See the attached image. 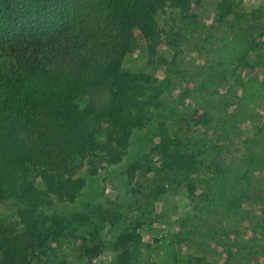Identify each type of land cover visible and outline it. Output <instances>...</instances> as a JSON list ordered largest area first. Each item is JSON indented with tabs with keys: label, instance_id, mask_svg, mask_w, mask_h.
I'll use <instances>...</instances> for the list:
<instances>
[{
	"label": "trees",
	"instance_id": "16d2710c",
	"mask_svg": "<svg viewBox=\"0 0 264 264\" xmlns=\"http://www.w3.org/2000/svg\"><path fill=\"white\" fill-rule=\"evenodd\" d=\"M202 3L0 0V203L14 210L13 219L0 216V264H65L66 247L89 262L110 247L117 264H135L144 245L139 230L161 200L179 191L193 216L181 225L198 219L201 240L225 255L219 264L234 254L264 264V115L238 140L264 97V1L251 10L231 0L218 4L216 20L227 24L231 39L223 40L217 66L237 90L226 89L231 98L221 111L214 106L213 116L191 106L186 132L161 131L146 153L156 162L142 155L127 164L125 208L57 207L75 203L87 178L123 163L135 134L160 117L170 80L126 68V57L142 52L149 66L166 70L164 53L176 57L189 43L199 29L194 8ZM138 173L152 176L147 186H133ZM246 204L257 209L244 214L248 237L234 250ZM173 264L218 263L191 254L173 256Z\"/></svg>",
	"mask_w": 264,
	"mask_h": 264
},
{
	"label": "rangeland",
	"instance_id": "374dc122",
	"mask_svg": "<svg viewBox=\"0 0 264 264\" xmlns=\"http://www.w3.org/2000/svg\"><path fill=\"white\" fill-rule=\"evenodd\" d=\"M236 9L251 10L260 5L264 0H231ZM221 0H203L199 7L194 8L197 15V26L199 29L192 34L188 44L181 46V52L172 58V52L166 51L164 56L170 63L164 68L153 69L147 64L145 55L142 52L134 53L126 57L124 66L136 72L154 74L164 80H170L167 91L163 99V109L160 117L154 118L152 123L142 131L135 134L128 155L115 167H108L99 172L98 176L87 178L88 186L82 195L73 204L57 206L59 210L72 211L83 210L86 206L99 205L105 209L114 210L116 205L127 206L130 202L129 193L125 190L123 172L127 164L132 160L141 157L143 162L149 160L157 161L154 155L146 154L150 145L158 140L161 131L168 134L181 129L186 132L185 120L188 118L187 110L193 105L199 107L209 116H213V107L220 111L224 101H229L231 92L237 90L231 81L221 80L223 70L217 66V62L223 61L221 56L225 48L224 41L231 39L230 29L227 24L219 23L216 20V10ZM208 36V39L205 37ZM224 40V41H223ZM222 52V54H220ZM207 58V59H206ZM212 68L215 70L213 71ZM260 71V70H259ZM261 72V71H260ZM238 74L243 80H248L249 73L239 69ZM263 77V73H260ZM232 90L226 91L227 88ZM264 96V94H263ZM261 106L256 115L249 116L253 121H247L241 128V136L238 140L247 138L249 131L253 128V123H259L260 117L264 115V97L260 100ZM186 118V119H185ZM231 119L228 123L232 124ZM213 123H217L213 119ZM188 133V132H187ZM199 135V133H197ZM195 136V134H192ZM237 141L234 140V142ZM233 147V146H232ZM232 147L228 150L233 152ZM155 161V162H156ZM151 175H136L133 186H147L151 180ZM264 180V175L262 176ZM191 203L182 192L169 193L164 200L156 205L155 212L151 215V220L145 223L139 230L141 245L139 254L135 257V264H144L146 261H155L159 264H173V256L184 260L189 255L205 256L208 260L220 263L225 259V255L217 250L215 242L211 240H201L200 225L198 219H190L184 227L181 221L185 217H193L189 212ZM257 209L252 204H246L244 212L238 218V230L233 237L234 250L242 247L246 242L248 233L242 221L245 213H251ZM14 210L6 204L0 203V216L13 219ZM190 217V218H191ZM202 230V229H201ZM247 233V235H246ZM104 241H111L113 233L106 230L102 233ZM175 236H182L185 240L178 244ZM61 258L65 264H117L116 254L110 247L106 249L91 262L87 258H81L79 252L72 247L64 248L61 251ZM245 255V250L240 252ZM229 264H257V262L247 263L240 255L234 254Z\"/></svg>",
	"mask_w": 264,
	"mask_h": 264
}]
</instances>
